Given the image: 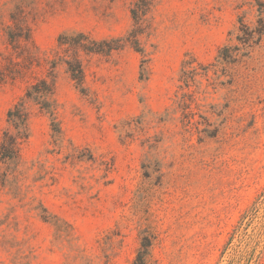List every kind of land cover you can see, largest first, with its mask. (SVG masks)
Returning <instances> with one entry per match:
<instances>
[{
  "label": "rangeland",
  "instance_id": "obj_1",
  "mask_svg": "<svg viewBox=\"0 0 264 264\" xmlns=\"http://www.w3.org/2000/svg\"><path fill=\"white\" fill-rule=\"evenodd\" d=\"M136 1L0 0V141L53 73L59 129L29 104L20 160L0 170V264H133L143 235L147 264H264V35L218 59L264 0H152L145 54L81 53L82 93L59 37L124 38ZM18 20L29 43L9 40Z\"/></svg>",
  "mask_w": 264,
  "mask_h": 264
},
{
  "label": "trees",
  "instance_id": "obj_2",
  "mask_svg": "<svg viewBox=\"0 0 264 264\" xmlns=\"http://www.w3.org/2000/svg\"><path fill=\"white\" fill-rule=\"evenodd\" d=\"M152 0H137L132 9L131 15L134 21L132 30L124 38H112L101 42L90 39L85 33H77L73 35H61L58 39L60 48H64L65 52H72L70 59L64 61L67 71L71 79L75 82L76 87L84 93L85 87V71L83 62L80 58L81 53L85 54H109L113 51L123 49L126 45H130L136 52L144 55L141 47V39L147 30V15L152 7ZM262 6V5H260ZM263 7L260 13L264 14ZM11 44L21 41L29 43L32 41L30 29L21 23L20 20L15 23V28L8 31ZM264 35V19L258 20L255 28L248 26L240 19L239 34L236 37L239 45L225 46L220 52L218 59L220 62H235L240 56H247L248 51L259 45ZM26 58L34 61V56L27 50ZM146 60L142 61V77L145 74ZM192 62L185 61L183 64V77L188 80L195 70H190ZM54 72V71H53ZM56 93V76L51 74L50 79L41 78L31 84L27 89L24 97H22L7 113L8 127L3 131L0 141V170L3 166L17 164L21 156V146L26 143L30 136L29 120L31 116L29 104L37 106L41 112L49 115L53 121L55 131L59 132L56 123L57 103L55 99ZM7 175V171L4 174ZM152 247V237L143 235L140 248L133 264H147L150 250Z\"/></svg>",
  "mask_w": 264,
  "mask_h": 264
}]
</instances>
